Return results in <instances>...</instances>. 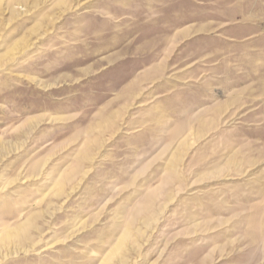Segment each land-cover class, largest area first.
<instances>
[{"label":"rangeland","instance_id":"1","mask_svg":"<svg viewBox=\"0 0 264 264\" xmlns=\"http://www.w3.org/2000/svg\"><path fill=\"white\" fill-rule=\"evenodd\" d=\"M0 264H264V0H0Z\"/></svg>","mask_w":264,"mask_h":264}]
</instances>
